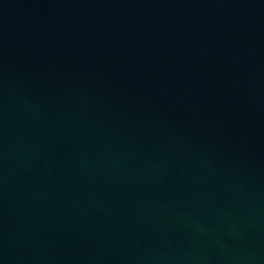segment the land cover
Segmentation results:
<instances>
[{"label": "water", "instance_id": "water-1", "mask_svg": "<svg viewBox=\"0 0 264 264\" xmlns=\"http://www.w3.org/2000/svg\"><path fill=\"white\" fill-rule=\"evenodd\" d=\"M0 264H264V0H0Z\"/></svg>", "mask_w": 264, "mask_h": 264}]
</instances>
